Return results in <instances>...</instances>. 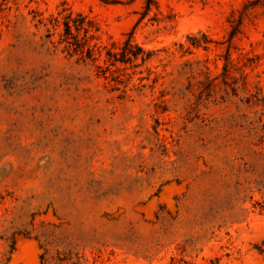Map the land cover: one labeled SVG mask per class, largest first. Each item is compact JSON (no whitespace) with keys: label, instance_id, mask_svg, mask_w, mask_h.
I'll list each match as a JSON object with an SVG mask.
<instances>
[{"label":"rangeland","instance_id":"obj_1","mask_svg":"<svg viewBox=\"0 0 264 264\" xmlns=\"http://www.w3.org/2000/svg\"><path fill=\"white\" fill-rule=\"evenodd\" d=\"M145 1L0 0V264H264V8L228 42L245 0Z\"/></svg>","mask_w":264,"mask_h":264},{"label":"trees","instance_id":"obj_2","mask_svg":"<svg viewBox=\"0 0 264 264\" xmlns=\"http://www.w3.org/2000/svg\"><path fill=\"white\" fill-rule=\"evenodd\" d=\"M153 7L157 8V1L146 0L142 18H144ZM257 8H264V0H245L241 4L240 9L231 11L228 20V23L230 24L228 42H230L235 35L239 34L244 21H249L253 11ZM167 18L169 19V17ZM52 22L54 27L59 25V21L56 18H53ZM62 25L63 32L60 35L59 44H64L63 50L67 52L68 55H76L78 57L77 61L79 62L85 63L86 60H88L92 64H95L97 62L94 53L95 46H90L89 44L94 39L93 32L97 29L95 24L80 14L77 15L76 18H72L69 14L63 18ZM73 31L75 33H73ZM80 34H82V36H80ZM188 41L191 47H202L203 49H206L211 43V41L204 34H202L200 39L188 37ZM180 48L183 49V46H180ZM107 56L112 58L114 61H120L121 63H129L136 61L137 59H140V61L144 63L150 59L151 53L145 52L137 45H133L129 39L124 42L119 54L108 51ZM117 56H120V60H117ZM227 65H230V61H228V59H226V66ZM94 67L98 70V72H104L100 66L94 65ZM259 97L260 94L258 89L254 95L247 98L246 103L251 104L253 100L254 105H258L259 102L263 103L264 99ZM258 130L262 133V135H258V142L261 144L264 139V124H262ZM47 240L48 239L44 240L45 245L48 244ZM63 255L64 258L62 260H55L47 257V253L45 252L40 259L42 264H83V258L78 252H75V248H69L63 253Z\"/></svg>","mask_w":264,"mask_h":264}]
</instances>
